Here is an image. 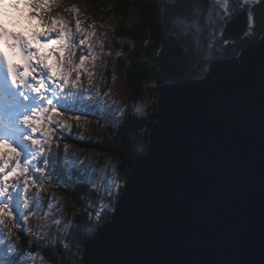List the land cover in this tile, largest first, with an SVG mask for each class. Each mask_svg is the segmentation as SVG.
<instances>
[{
  "label": "water",
  "instance_id": "95a60500",
  "mask_svg": "<svg viewBox=\"0 0 264 264\" xmlns=\"http://www.w3.org/2000/svg\"><path fill=\"white\" fill-rule=\"evenodd\" d=\"M159 94L150 148L82 264H264V34Z\"/></svg>",
  "mask_w": 264,
  "mask_h": 264
},
{
  "label": "trees",
  "instance_id": "16d2710c",
  "mask_svg": "<svg viewBox=\"0 0 264 264\" xmlns=\"http://www.w3.org/2000/svg\"><path fill=\"white\" fill-rule=\"evenodd\" d=\"M99 2H94L93 7L100 8ZM230 8H235V14L248 9L256 13L260 23L255 25L254 35L244 32L237 37L228 36L224 31L225 22L216 24L214 20L218 11L224 12L216 0H118L113 9L120 20L116 33L129 42L125 48L128 60L121 59L128 79L129 108L117 125L101 117L104 132L99 137L82 138L83 130L77 124L70 135H58L56 156L51 155L48 171L37 172L40 177L36 182L39 188L43 187L40 183H48L44 187L48 197H53L55 190H62L73 199L79 208L73 225L65 231V237L57 242L55 249L44 248L33 241L20 215L15 231L17 240L11 253L0 249V259L11 258L27 264L25 255L38 251L54 263L82 264L87 243L101 226L111 220L114 210L102 208L101 194L75 180L65 146L82 144L88 151L113 157L120 171L121 184L116 190L120 198L128 176L150 148L151 130L158 113L159 87L190 79L201 80L212 63L238 57L246 46L263 36L264 0L249 3L229 0ZM133 12L137 13V18L130 22ZM193 21L201 25L199 32L191 27ZM145 95L150 97L149 106L146 112L137 113L136 102Z\"/></svg>",
  "mask_w": 264,
  "mask_h": 264
},
{
  "label": "snow or ice",
  "instance_id": "6c2138e0",
  "mask_svg": "<svg viewBox=\"0 0 264 264\" xmlns=\"http://www.w3.org/2000/svg\"><path fill=\"white\" fill-rule=\"evenodd\" d=\"M216 2L224 9L220 19L230 22L235 8L229 9V0ZM249 2L251 0H245V3ZM21 3L24 8L50 13V6L56 0H7V3L0 0V8L7 6L22 11ZM245 14L247 23L244 31L254 35L255 25L260 21L251 9L246 10ZM28 22L31 23L30 20ZM38 24L46 31L24 35L8 31L0 22V230L8 228V221H14V226H19V190L27 193L30 184H35L39 179L33 176V162L39 158L47 163L43 159L45 145L50 148L56 129L71 128L65 118L67 106L69 102L83 99L78 92L84 89L81 76L88 77L90 86L94 73L86 65L88 61L94 62L98 58L93 51L92 37L95 31L85 30L82 33L79 19L75 21V31L67 22L51 15L42 17ZM92 27L94 29V25ZM191 27L197 32L201 30L198 21H193ZM9 39L13 42L8 43ZM49 48L51 52H46ZM78 50L80 55L77 58ZM53 53H58L60 58L55 59ZM62 104L65 108L63 111ZM70 119L79 122L81 117ZM34 170L42 171L39 168ZM10 187L18 189L15 195L9 193ZM38 204L39 201L37 207ZM27 206L25 202L24 207ZM9 232L11 234V229ZM0 264L21 262L9 258L0 259Z\"/></svg>",
  "mask_w": 264,
  "mask_h": 264
},
{
  "label": "rangeland",
  "instance_id": "374dc122",
  "mask_svg": "<svg viewBox=\"0 0 264 264\" xmlns=\"http://www.w3.org/2000/svg\"><path fill=\"white\" fill-rule=\"evenodd\" d=\"M99 1L101 0H67L64 2L56 0V3L50 6V13H46L43 10L37 12L24 8L29 16L26 15L28 18L26 24L32 26H26L28 32L36 31L37 28L45 32L46 30L39 26L38 21L47 15L64 20L73 31H75V21L77 19L81 21L82 33L85 30L95 31L92 42L94 45L93 51L98 58L94 62L88 61L86 65L94 73L91 77V90L93 91L91 109L94 115L91 114L90 117L81 118L79 122H75L83 130L81 133L83 135L82 138L86 140L92 139L95 135L99 137L104 132V124L100 123L99 120L101 117L117 125L130 105L128 79L125 68L121 66V59L128 60L125 48L129 42L118 37L116 30L120 20L113 13L118 0H106L103 3ZM94 2L101 3L100 8L93 7L92 4ZM72 8L77 9V11H70ZM222 13L224 12L218 11L217 17L214 18L217 22L216 24L222 21L220 19ZM237 14L233 15L231 20ZM136 18L137 13L133 12L130 22L135 21ZM29 20L36 24L29 23ZM48 22L50 23V21ZM97 41L100 43H97ZM101 44L103 45L102 47ZM49 52H51V48H49ZM83 84L84 89H80L78 92L85 98L87 87H89L87 76L86 83L83 82ZM136 103L138 104L137 113L146 112L150 103L149 95L140 98ZM72 146L73 149L69 150L68 156L72 172L74 173L73 177L76 176L75 180L89 186L93 190L95 189L101 194L100 203L102 208L108 207L114 210L120 199L116 195V190L121 184L117 161L113 157L104 156L95 151H88L82 144L75 143ZM33 164L39 165V162L35 161ZM34 175L35 172L33 171ZM9 189L14 190L15 188L10 187ZM45 191L44 187L35 189V186L30 184L27 193L20 190L18 203L21 214L27 217L25 219L27 231L34 237L33 241H36L44 248L55 249L57 242L65 237V231L71 229L74 216L79 212V208L76 207L73 199L64 191L55 190L53 197L45 195ZM38 192L39 195H37ZM37 201H39L38 207ZM25 202L28 204L27 207H24ZM9 229H13L11 221H8L7 229L0 230V246L9 243L11 240L12 233L10 234ZM34 254L36 255L26 257L29 260L27 264H62L54 263L38 251Z\"/></svg>",
  "mask_w": 264,
  "mask_h": 264
},
{
  "label": "bare ground",
  "instance_id": "6f19581e",
  "mask_svg": "<svg viewBox=\"0 0 264 264\" xmlns=\"http://www.w3.org/2000/svg\"><path fill=\"white\" fill-rule=\"evenodd\" d=\"M21 4H23V3H21ZM22 7H23V5H22ZM13 10L16 11L17 13H21V12L24 10V7H23V10H22V8H21L22 11H18V10L15 9V8H13ZM24 13L28 16V14H27V12H25V10H24ZM28 17H29V16H28ZM17 19H18V18H17ZM8 20H10L9 17H8ZM30 21H31L32 24H36L35 22L33 23L32 20H30ZM12 27L14 28V26H12ZM15 27H16V26H15ZM14 29H15V28H14ZM14 29H13V30H14ZM17 29H18V28H17ZM44 29H45V28H44ZM45 30H46V29H45ZM36 32H37V33H42V32H44V31H43L42 29H38V28H37ZM20 34H21V33H20ZM45 51H46V52H49V49H46ZM53 56L55 57V59H57V58H58V53H53ZM57 60H58V59H57ZM13 163H15V162L13 161ZM34 176H35V175H34ZM55 180H57V178H55Z\"/></svg>",
  "mask_w": 264,
  "mask_h": 264
}]
</instances>
